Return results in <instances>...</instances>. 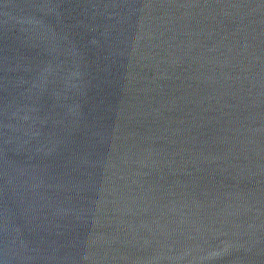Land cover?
Listing matches in <instances>:
<instances>
[{
  "label": "water",
  "instance_id": "1",
  "mask_svg": "<svg viewBox=\"0 0 264 264\" xmlns=\"http://www.w3.org/2000/svg\"><path fill=\"white\" fill-rule=\"evenodd\" d=\"M0 264H264V0H0Z\"/></svg>",
  "mask_w": 264,
  "mask_h": 264
}]
</instances>
